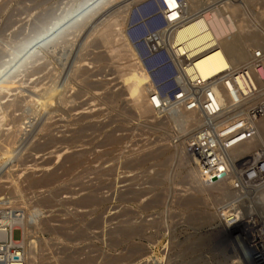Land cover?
<instances>
[{
    "label": "rangeland",
    "instance_id": "obj_1",
    "mask_svg": "<svg viewBox=\"0 0 264 264\" xmlns=\"http://www.w3.org/2000/svg\"><path fill=\"white\" fill-rule=\"evenodd\" d=\"M219 1L250 39L242 52L264 50V0H192L191 10ZM156 3L0 0V206L35 220L32 264H257L264 252V187L203 182L185 151L196 125L181 133L149 104L126 30ZM247 144L229 154L264 156V133Z\"/></svg>",
    "mask_w": 264,
    "mask_h": 264
},
{
    "label": "built area",
    "instance_id": "obj_2",
    "mask_svg": "<svg viewBox=\"0 0 264 264\" xmlns=\"http://www.w3.org/2000/svg\"><path fill=\"white\" fill-rule=\"evenodd\" d=\"M157 11H137L129 20L126 36L136 56L149 75L152 91L149 104L155 112L169 114L182 108L202 119L201 126L185 146L186 154L200 177L210 183L234 176L233 188L242 190L248 184L264 183V156L245 155L231 158L229 150L254 140L258 124L264 120V50L250 52L249 59L238 67H226L217 75L203 80L197 68L200 58L218 48V38L200 43V30L185 35L186 28H199L206 10L191 15L183 0H159ZM221 5H220V4ZM212 6V5H211ZM221 10L222 3H215ZM171 39L170 50L159 45L157 34ZM153 38L154 40H151ZM160 38V37H158ZM19 210L0 206V264H25L23 247L13 239L14 220ZM259 251L256 259L261 260Z\"/></svg>",
    "mask_w": 264,
    "mask_h": 264
},
{
    "label": "bare ground",
    "instance_id": "obj_3",
    "mask_svg": "<svg viewBox=\"0 0 264 264\" xmlns=\"http://www.w3.org/2000/svg\"><path fill=\"white\" fill-rule=\"evenodd\" d=\"M168 2L171 5H174L173 0H168ZM222 4L223 5H226L225 3H222ZM182 5H184L186 7L187 11L191 15H193V13L195 14V13H197L199 11H202V10H206L205 12H207L205 14V19H203L202 22L198 23L199 28H197L196 30H192V27L191 26L189 28H186L185 35H191L195 31L200 30V35L196 37V40H195L196 42L200 43L202 41L208 40L211 37L218 38V40H219L217 50H215L212 54H205V55H203L200 58L199 63L197 64L198 71H199L200 76H201V78L203 80H205L207 78H210L212 76L217 75L219 72H221L226 67H230V66H232V67H238V66H241L243 63H245L249 59L250 52L251 51H254V50H249V51L245 52V54L243 53L244 51L242 49V46H243L242 43H245L246 44V42H248L250 39L248 37L247 40H245L246 39L245 38L244 39L245 41H243L241 39V37L238 38V36H239V30H240V27L239 26L240 25L238 26L239 28L238 27H235V23L233 22V17H232V14L233 13H231L229 10L228 11L227 10H224L223 12H220V10H216L215 9V6H213V5L210 6V7H208V8H201V9H198L196 11H192L191 10V6L193 5L192 0H183ZM192 8H194V7H192ZM219 17H221L222 19H220ZM123 21L124 20H122L121 23L118 26L120 28L119 29L120 31L124 28V22ZM110 30H111V28H110ZM232 31L233 32L236 31V33L238 35L237 34L236 35H233V32ZM103 36L102 37L99 36V37L102 39ZM165 36L166 37L168 36V33L167 32H165V31L159 32L157 34V41H158L159 45H165V47L170 50V46L173 45V42L171 41V39H168L167 40V38H166L165 41H164V43H161V41H160L161 37L162 38L163 37L165 38ZM104 37H106V36H104ZM158 37H160V38H158ZM126 38H127V36H126ZM251 38H252V36H251ZM103 39L105 40V38H103ZM127 40H128V38H127ZM151 40H154V39L151 38ZM110 43H112V42H110ZM247 47H248V45H247ZM245 56H248L246 58V60L243 63H241L240 65H237V62H239L240 60L244 59ZM148 77H149V75H148ZM149 79H150V77H149ZM150 81H151V79H150ZM151 91H152V83H151ZM49 100H50V98H49ZM150 106H151V104H150ZM151 108H152V106H151ZM135 110H136V108H135ZM136 111H138V109ZM167 115L173 117V122L175 124L174 126H176V129L178 128V130L181 133L187 132L188 131V128L191 129L192 126H195L196 125L197 128L195 127L194 129H191V130L189 129L190 131L187 132L188 134L186 133L187 134V140L188 141L190 140V138L192 137V135L196 131H198V129L201 126V123H202V119L199 116H197L196 114L190 113V112H185L182 108L177 109L176 112L170 111L169 114H167ZM258 132H260V134L264 133V120H262V121L259 122V124H258ZM249 148H250L249 147V144H247V142H244L242 144H239V145L235 146L231 150H229L228 154L234 152L235 150H241V149L242 150H248ZM229 156L232 158V156L230 154H229ZM256 157L259 158L258 155L255 156V157H253V158H256ZM234 158H236V157H234ZM198 175H199V173H198ZM199 177H200V175H199ZM233 179H234V176H231V178H230L229 181H231V186H232L231 187V190L234 191V192H239V193H241L242 191H254L255 192V191H258L259 190V189H256V188H262V187H264V183H259V184L250 183V184H248V186L246 188H243L242 190H235L233 188ZM201 180H203V182H206L203 178H201ZM213 181H211V182L213 183ZM217 181H219V180H216L214 182V184L220 185L221 182L218 183ZM220 181H223V178ZM15 188H16V186H15ZM261 196L263 197L264 196V193H262ZM1 200L2 199H0V201ZM20 212L21 211L19 210V213ZM34 214L37 217L38 214L37 215H36V213H34ZM20 215H22V214L20 213ZM36 217H34V218H36ZM31 218H32V216H26L24 214L23 216H20L18 219H15L14 220V225H12V229L19 228L22 231L21 239L19 241H16L15 243L16 244H20L23 247V255H24V259H25V264H29L30 262H32V260H30V259H32L34 257V256L32 257V246L33 245H32L31 233H32V229H33L35 220L33 221ZM244 231H246L247 233H249V229H248L247 226H245ZM249 236H250V234L246 235L247 238H250ZM30 257H32V258H30ZM262 260L263 259H261V260H258L257 259L256 260V263L257 264H262L261 263ZM32 263H30V264H32Z\"/></svg>",
    "mask_w": 264,
    "mask_h": 264
},
{
    "label": "water",
    "instance_id": "obj_4",
    "mask_svg": "<svg viewBox=\"0 0 264 264\" xmlns=\"http://www.w3.org/2000/svg\"><path fill=\"white\" fill-rule=\"evenodd\" d=\"M98 1H94L93 3L91 2L90 4H88L84 9H82V11H80L78 14L74 15L72 18H70L69 20H67L65 22V24H62L61 27L57 28L55 32H53L52 34L48 35L47 38H44L41 41V45L45 44L47 41H49L52 37H54L56 34H58L59 32H61L63 29H65L67 26H70L71 24H73V22H75L76 20H79L82 16H84L85 14H88L92 11V7L94 5L97 4Z\"/></svg>",
    "mask_w": 264,
    "mask_h": 264
},
{
    "label": "trees",
    "instance_id": "obj_5",
    "mask_svg": "<svg viewBox=\"0 0 264 264\" xmlns=\"http://www.w3.org/2000/svg\"><path fill=\"white\" fill-rule=\"evenodd\" d=\"M153 5V3H149L147 5L144 6L145 9H148L149 7H151Z\"/></svg>",
    "mask_w": 264,
    "mask_h": 264
},
{
    "label": "snow or ice",
    "instance_id": "obj_6",
    "mask_svg": "<svg viewBox=\"0 0 264 264\" xmlns=\"http://www.w3.org/2000/svg\"><path fill=\"white\" fill-rule=\"evenodd\" d=\"M169 6L172 7V6H174V5H171V4H170Z\"/></svg>",
    "mask_w": 264,
    "mask_h": 264
}]
</instances>
